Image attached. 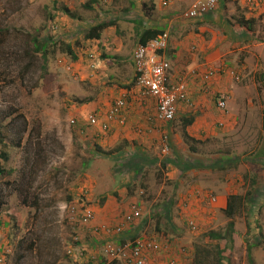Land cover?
<instances>
[{"label":"rangeland","instance_id":"obj_1","mask_svg":"<svg viewBox=\"0 0 264 264\" xmlns=\"http://www.w3.org/2000/svg\"><path fill=\"white\" fill-rule=\"evenodd\" d=\"M87 1L0 0V140L4 143H0V150L7 151L9 156L7 161L0 158L1 165L8 172L0 174V244L8 245L5 248L6 264L113 263L103 255V243L100 241L104 235H94L89 226L76 223L68 205L77 209H81L82 204L90 206L95 212V223L100 214L97 209L103 204L102 197L97 195L100 191L94 187V194L91 192L90 181L99 175L97 181L102 180V191L105 190L108 181L115 178L113 170L117 166L116 162L118 166L121 164L116 159L113 163L92 157L94 143L88 136L80 135L78 128L81 125L82 129L90 126L84 124L85 117L90 113H95L100 119L103 110L107 109V105H112L117 91L122 88L120 80L125 79V75L131 80L133 61L130 55L135 37L130 28L138 21L143 26L148 25V21L154 23L156 18L159 21L167 15L164 13L170 9V4L161 7L155 2V9L146 16L141 8L144 0H134L138 5L130 7L128 11L123 10L128 6L127 0H96L91 3L92 8L84 6ZM150 1L145 0L144 3L150 6ZM63 7L69 9L75 17L64 12ZM101 20H113L116 24L111 27V32L103 34L105 38L110 37L106 41L110 52L103 56L115 55L113 37L119 34L126 37L122 38L123 45L119 53L123 57L121 63L114 64L117 62L111 60L113 64L108 65L103 61V40L98 44L95 39L83 38V32L91 24ZM54 23L58 25L55 29L52 27ZM262 27L263 22L257 29ZM33 36H39L45 42H50L51 38L59 44L69 42L74 47L77 58L70 59V56L58 49L57 44L55 48L50 47L53 51L48 56L47 65L43 67L45 63L42 57L33 51ZM88 51H93L98 59V68L93 71L87 67ZM214 67L218 68L220 65ZM229 75L234 77L230 73ZM236 81L241 82V76ZM99 97L105 98L107 104H101L102 110L97 114L99 108H93L92 104ZM244 118L238 122L245 123ZM178 124L179 122L177 125L173 123L180 131ZM179 133L181 135V131ZM256 134L254 132L249 138L251 134L245 128L234 133L233 140L239 141L238 148H234V151L228 142L230 137L224 135L220 141L206 142V148L201 144L199 149L205 153L194 156L209 164L210 159L216 162L226 157L222 151L215 154L216 150H232L231 158L237 160V163L218 169L217 175L222 179L227 176L237 179L241 183L239 185L243 184L238 188L241 195L250 186L249 196L245 199L246 208L242 205L241 211H237L232 218L233 246L228 251L229 254L224 253L229 257L224 264H264V160L249 157L252 162L248 165L246 155L242 153L250 149ZM172 139L173 136L170 137V144L174 142ZM165 144L169 145L164 141L153 150L155 157L167 159L169 146L166 152L162 150ZM178 145L179 151L183 152L180 143ZM188 147L187 145L186 148ZM263 148L264 144L255 153L264 158ZM173 153L177 151L170 148L171 158ZM194 157L189 158V164ZM87 159L90 163L85 165ZM158 163L160 161L152 166L147 165L134 176L136 182L131 186V195H128L131 201L127 207L122 208L124 210L121 213H117L122 217L134 201L138 203L140 200L144 207L141 217L130 226L132 231L129 236L124 234V238L129 239L134 235L160 236L157 239L162 248L153 256L154 264H163L166 250L177 253L173 255L176 264H195L193 252L196 245L203 250L204 247L209 249L207 257L202 254L205 251L197 256L203 264H216L212 250L215 241L210 240L208 233L226 229L227 222L231 219L223 210L213 208L206 197L199 199L203 190L205 194L208 193L207 187L191 190L194 187L192 184L196 183L193 181V177H196L194 172L188 174L181 183L171 177L172 173L168 178L169 171H161ZM98 171L103 175L97 174ZM217 175L208 173L204 178ZM118 183L119 178H116L110 185L116 188ZM174 190L176 193L172 195ZM194 198L201 200L199 205H192ZM153 211L156 215L160 212L165 218L171 217L172 225L169 220L167 232L156 230V215L152 214ZM256 217L261 222L259 227L254 224ZM165 218L163 221H166ZM247 223L254 224L253 231L247 232ZM112 225L114 224L108 226ZM259 230L262 236L256 240L254 234ZM22 237L28 243L34 242L35 247L33 250H25L24 257L19 260L17 245ZM74 241L79 243L75 244ZM248 242L254 245L251 258L246 250ZM78 245L84 248L81 256H72L67 252L69 248ZM115 264L122 262L115 260Z\"/></svg>","mask_w":264,"mask_h":264},{"label":"crops","instance_id":"obj_2","mask_svg":"<svg viewBox=\"0 0 264 264\" xmlns=\"http://www.w3.org/2000/svg\"><path fill=\"white\" fill-rule=\"evenodd\" d=\"M132 1L134 5H138L134 0ZM191 1L170 0V9L165 11L167 13H164L167 15L163 16L159 21L157 18L154 19V23L148 21V25L146 26L141 25L142 22L140 21L135 23V26L130 28L134 31V47L138 43L139 32L146 27L163 28L168 31L169 40L164 54L173 64L168 72L169 79L173 80L179 74H184L187 90L193 103L192 106L180 104L176 111L177 116H193V122L185 128L188 134L194 139L207 142L220 141L224 135H227L230 137L228 138V142L233 150L234 148H238L239 144V141L233 140V134L245 128L251 134L249 138L253 136L254 132L257 133L253 139V143L250 145V149L242 152L246 155V163L250 165L252 162L249 157L253 159L259 157V159L262 158L264 160L262 156H257L259 153H255L264 144V4L250 9L246 3L247 0H218V4L212 13L194 19L182 18L181 11ZM242 17L253 18L256 21L253 31H249L238 23V19ZM261 22H263V27L257 29ZM113 26L115 27L116 24ZM111 27L104 29L100 38L95 39L98 44L101 40L104 41L102 42L104 47L101 48L102 57H104L105 53L110 52V46L106 42L110 37L105 38L103 34L111 32ZM123 37L126 38L125 35L119 34L112 38L115 42L116 50L115 55L113 54L111 59L106 58L107 61L103 60L108 65L113 64L111 60L117 62L114 64L121 63L123 57L119 53L123 45ZM218 65L234 70L238 78L232 77L228 72L216 73L210 78L203 76V73L209 67ZM103 67H105V64ZM133 76L134 69L132 65L131 80H128L126 75L125 79L120 80L119 83L123 86L117 91L115 97L116 99L122 94L126 95V105L123 109V115L126 119L124 124H120L117 120L111 121L106 131H102L99 124L84 129H82L83 125H81L78 128L80 135L84 134L85 137L88 136L89 140H92L94 143L93 145L97 146L92 148V157H95L96 160L112 161L113 163L116 162V159L121 164L118 166L116 162L117 166L113 170L115 178L111 182L108 181L105 190L102 191V180L100 182L97 181L99 175L97 177L94 176L96 179L90 181L91 192L94 187L98 189L100 192L97 195L102 197L101 202L103 204L97 209L100 214L97 215L95 223L105 225L116 224L119 218L121 219L117 213L119 211L121 213L124 210L122 208L127 207L131 201L128 195H131V186H134L136 182L134 176L139 174L147 165L152 166L158 161H160L158 164L161 171L163 169L169 171L168 178H170V173H172L171 177L177 181L179 180L181 183L188 174L194 172L196 177H193V181L196 183L192 184L194 187L191 190H201L207 187L209 189L208 193L205 194L203 190V195L199 199L203 200L204 197L208 199V194H213L214 200H208V202L213 204V208L216 207L220 211L223 210L226 207L227 196L229 194L241 195L238 188L243 184L239 185L241 183L234 177L227 176L226 179L218 177L217 170L213 171L210 167V165L216 164V162L212 161L214 159H210V163L208 164L205 160L202 161L200 157H194L205 153V151L199 149L201 147L200 142L198 143V147L196 146V150L198 149L199 152H189L187 154L186 142L179 133L182 128L179 131L170 122L163 123L153 118L155 113L154 100L149 97L143 98L138 87L129 85L134 80ZM239 76H241V82L236 81L239 79ZM252 84L253 86H251ZM225 93L230 94L231 98L227 101L226 107L220 109L217 106V100L218 97ZM101 104H107L105 98L99 97L92 104L93 108H99L97 109L99 112H96L97 114H100V110H102ZM108 109L109 106L107 105V109L103 110V114L99 117L100 121L104 120V112ZM86 117L84 124L88 125ZM243 117H245V123L238 122L239 119L243 121ZM172 136V140H174L172 146H175V150L173 151H177V153L172 154V160L175 159L176 163L181 164V166L174 169L170 165V137L172 138ZM164 141L169 143V155L168 157L166 156L167 159L155 157L152 153L153 150ZM178 143L182 146L183 152H180L179 148H177L179 147ZM232 150L223 151L218 149L215 151V154L222 151L226 158H230L231 164L234 166L237 160L231 158ZM178 153H182V156L187 157L188 162L180 163L177 161L180 159L177 156ZM192 156L195 159L192 162L190 161L191 164H189V158ZM99 173L100 171L97 172V174ZM208 173L213 176L218 175L213 178H204V175ZM101 175L103 174L100 173ZM116 178H119V183L116 188H113L110 184ZM235 182L236 184H233ZM247 189L242 193L243 201L249 196L248 194L246 195V192H249L250 186H247ZM245 195L246 197H244ZM194 199L192 205H199L201 200ZM137 204L141 205L142 211H144L140 200ZM130 228H126L123 231L127 236L132 231ZM124 234L114 236L104 235L101 237L102 240L100 242L113 240L117 243H123V239L126 236ZM163 258L165 260V256ZM152 263L151 259L150 264ZM163 264L165 263L163 262Z\"/></svg>","mask_w":264,"mask_h":264},{"label":"built area","instance_id":"obj_3","mask_svg":"<svg viewBox=\"0 0 264 264\" xmlns=\"http://www.w3.org/2000/svg\"><path fill=\"white\" fill-rule=\"evenodd\" d=\"M161 7L170 4V0H154ZM250 9L264 4V0H247ZM218 4V0H192L181 17L186 19L198 18L207 12L213 11ZM54 23L52 27L57 28ZM169 33L164 31L155 38L147 40L145 43H137L132 51V61L134 67V84L140 89L143 98H152L155 103V113L153 118L159 122L168 123L172 121L176 115L177 103L183 102L192 106V99L187 90L186 77L179 74L175 79H169L170 62L166 58L164 52L168 45ZM88 61L87 67L90 71L98 68V59L93 51L86 53ZM228 72L238 78L234 70L227 69L225 66L209 67L203 76L210 78L216 73ZM231 98L230 94H223L217 100V106L220 109L226 107L227 101ZM126 105V95L114 99L112 105L105 112L104 120L100 121L95 114H89L86 117L88 125L94 126L99 124L102 131L109 128L110 122L117 120L120 124H124L126 119L123 115V109ZM75 122L74 119L71 120ZM167 145L163 146V151H167ZM77 209L75 206H69L71 216L74 220H78L80 224L90 227L92 234H101L105 236L120 235L124 229L134 223L142 215V208L136 202L132 203L130 209L121 217L120 221L112 226L105 224H95V212L90 206H84ZM77 216V218H76ZM158 236H138L134 235L126 239L125 243L117 244L113 240L103 242V255L109 261L118 260L124 264H150L153 262L154 255L161 248V242ZM9 252V249H7ZM72 256H81L84 248L81 245L71 247L67 250ZM7 252L5 249L0 250V264H6ZM165 264H176V259L170 255L169 251H165Z\"/></svg>","mask_w":264,"mask_h":264},{"label":"trees","instance_id":"obj_4","mask_svg":"<svg viewBox=\"0 0 264 264\" xmlns=\"http://www.w3.org/2000/svg\"><path fill=\"white\" fill-rule=\"evenodd\" d=\"M94 1H96V0H88L87 1L88 3H86V5H84V6H86L87 8H92L91 7V3L94 2ZM127 1H128V6H126V7L123 8V10H125V11H128L130 9V7H133L134 6V2L132 0H127ZM150 2H151V5L150 6H147L146 3L145 4L143 3V5H142V11L144 12V14L146 16L150 12H152L153 9H155V5H156L155 4V1L154 0H151ZM186 8L181 11V15L186 10ZM63 10H64V12H66L67 14H69L70 16L75 17V15H73L72 12L69 9H67L66 7H63ZM213 11L207 12L206 14L212 13ZM204 15H202V16H204ZM202 16H200V17H202ZM51 18H52V16H51ZM255 22L256 21L253 18H245V17H242L241 19H238V23H240L241 26L245 27L249 31H253L254 30V28H255ZM114 23L115 22L113 20H108V21L101 20V21H98V22H96L94 24H91L83 32V38L84 39H87V40L99 39L100 36H101V34H102V32L104 31V29H106V28H108L110 26H113ZM164 31L165 30L163 28L146 27V28L142 29L139 32L137 42L138 43H145L147 40H149L151 38H155L157 35L163 33ZM32 39H33V51L35 53H39L40 54V56L42 57V59H43V61L45 63V64L42 65L44 67L48 63V56L50 55V52L53 51V49L50 50V47L51 48H55L56 45L59 44V43L54 42L52 40V38L50 39V42H45L43 40H40L39 39V36H33ZM58 49H60L61 52H63V54H65L66 56H70L71 57L70 59L75 60L77 58V56L75 54V51H74V47L69 42H62V43H60ZM109 57L110 56H107L106 55V56H104L102 58H103V60L105 59L107 61L106 58H108V59H111L112 58V57H110V58ZM168 61H169V59H168ZM169 62H170V68H171V66H173V64H172L171 60ZM129 85L130 86L135 85L134 84V80ZM180 104H183L185 106H189L186 103L178 102L177 105H176V107L178 108V106ZM178 116L175 115L173 121H171V124L174 123V124L177 125V122H179L178 125H180V128H182L181 135H182L184 141L186 142V144L189 146L188 147V151L190 153L199 152L198 149L196 150V146H198V143L200 142L203 146H205V143L207 141H201V140L194 139L193 137H191L188 134L187 130L185 129L188 125H190L193 122V120H194L193 116H186V117H183V116H179L178 117ZM0 143L4 145V143H2V140H0ZM195 144H197V145H195ZM95 147H97V146H95ZM170 148L172 150H175V146H172V144H170ZM181 154L182 153H178V156H179L180 159H178L177 161H179L180 163L188 162L187 157L182 156ZM0 158L3 161H7V159L9 158L8 152L5 151V150H0ZM172 159L173 158L170 157V165H172V168H173V166L174 167L181 166V164H178V163L175 162V159L174 160H172ZM261 160H262V158H261ZM88 163H90L89 159H87L85 161V165L88 164ZM230 165H232L230 158L224 157V158L218 159L216 161V164L210 165V167L213 169V171H216L218 169L227 168ZM170 169H171V167H170ZM4 173L8 174V172H6L5 167H3L1 165V163H0V174H4ZM176 185L177 184L175 183L174 184V188H176ZM25 190H26V194L28 195V189L26 188ZM175 193H176V191L174 190L172 192V195H174ZM249 193L250 192H246V195L247 194L249 195ZM246 195L244 197H246ZM262 195H264V193H262ZM242 205H243V207L246 206L245 200L243 201V196L242 195H240V194H229L227 196L226 207L223 209V212H225V214L227 215V217L230 218L231 220L229 222H227L226 229L217 230V231H210L208 233V237L210 238V240H214L215 241V244L212 246V250L214 251V256H215V262H216V264H224V262H227L229 260V257L227 256V254H229L228 251L231 250V248L233 246L232 234L234 232V221H233L232 218L237 213V211H241L240 208L242 207ZM82 206H83V204H82ZM84 206H86V204ZM152 214H154V216H155L157 213H154V211H153ZM158 214L159 215H156V217H154L156 219V221H155L156 227L155 228H156V230H160L162 233L167 232V228H168L167 226H169L168 225L169 220H170V225H172V223H171V217L170 218L169 217L168 218L167 217L165 218V216L161 215L160 212ZM164 218L166 219V221H163ZM258 219L259 218L256 217L255 218V221H254L255 222L254 224H255L256 227H259V224L261 223V222H259ZM76 223H79L80 224V222L78 220H76ZM132 224H134V223H132ZM132 224L129 225V227L132 226ZM253 225L250 224V223H247V232L253 231V228H252ZM122 234H124V232L121 233L120 235H122ZM261 236H262V234H261L260 230L258 231V233L254 234V238L256 240H258L259 238H261ZM158 238H160V236H158ZM123 240H124L123 243H125L126 239L124 238ZM74 242H75V244H78L79 243L78 241H74ZM220 242H223V244L221 245ZM123 243H117V244H123ZM255 245H257V243H255ZM7 246H8L7 243L0 244V250L2 248L3 249L8 248ZM253 246L254 245H252L251 243L248 242V245L246 247V250H247V255L249 256V258H251L250 257L251 256V250H252ZM17 247H18V250H19V253H18L17 258L19 260H21L24 257L23 252L25 250H33L34 247H35V243L34 242L28 243V241H26L25 237H22L20 239V242H18ZM194 248L195 249H194L193 254L196 257L195 264H203V262L199 259V257L197 258V256L199 255V253L201 251H205V252H202V254H203L204 257H207V254L209 252V249H206L204 247V250H203V249H200L197 245L194 246ZM181 252H182V250H181ZM225 252H227V254H224ZM175 254L177 255V253H174V252L170 253L171 256H173ZM200 256H201V254H200ZM112 262H113L112 264H115V261H112ZM122 264H124V263H122Z\"/></svg>","mask_w":264,"mask_h":264},{"label":"clouds","instance_id":"obj_5","mask_svg":"<svg viewBox=\"0 0 264 264\" xmlns=\"http://www.w3.org/2000/svg\"><path fill=\"white\" fill-rule=\"evenodd\" d=\"M132 57V56H131ZM113 103V102H112ZM111 103V104H112ZM91 114V113H90ZM92 114H95V113H92ZM104 114H105V112H104ZM96 116H98V115H96ZM75 121V120H74ZM91 126V125H90ZM197 192H199V191H197ZM194 196H195V194H194ZM208 199L210 200V201H213L214 200V196H213V194H208ZM113 261H115V260H113Z\"/></svg>","mask_w":264,"mask_h":264}]
</instances>
